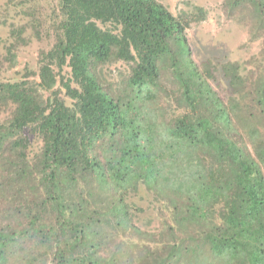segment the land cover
Masks as SVG:
<instances>
[{
	"label": "trees",
	"instance_id": "1",
	"mask_svg": "<svg viewBox=\"0 0 264 264\" xmlns=\"http://www.w3.org/2000/svg\"><path fill=\"white\" fill-rule=\"evenodd\" d=\"M223 4L264 41V0ZM57 7L54 43L37 69L49 94L0 80V98L14 107L8 129L19 135L9 139L0 125V146L10 140L19 157L24 129L39 135L43 188L37 208L26 197L15 204L26 226L0 225V264H264V64L196 63L188 22L159 0ZM109 61L129 64L116 86L98 70ZM63 66L65 79L55 71ZM217 70L224 94L212 85ZM167 85L178 109L169 118L160 105ZM139 189L162 204L157 226L127 200ZM26 238L48 251L13 258Z\"/></svg>",
	"mask_w": 264,
	"mask_h": 264
},
{
	"label": "rangeland",
	"instance_id": "2",
	"mask_svg": "<svg viewBox=\"0 0 264 264\" xmlns=\"http://www.w3.org/2000/svg\"><path fill=\"white\" fill-rule=\"evenodd\" d=\"M159 1L173 15L188 22L185 35L196 63L201 64L208 57H212L214 63L238 61L246 71L252 70L254 66L261 68L264 64L263 38L251 39L247 21H239L235 15H230L225 10V0ZM197 8L203 10V15L196 13ZM57 12V0H0V80L29 81L42 98L49 94L36 84L39 81L37 69L40 52L48 50L54 43ZM98 70L106 84L116 86L129 71V64L109 61L99 65ZM55 71L63 79L70 74L67 66ZM212 85L220 94L225 93L226 81L218 70L215 71ZM160 105L165 118L178 112L171 86L167 85L160 94ZM13 108L9 101L0 98V125H3L2 132L11 137L9 139L19 138L17 133L8 129ZM24 130L21 136L26 134L28 140L24 142L26 147L23 153L18 152L19 157L11 152L14 149L11 148L10 140L0 146V225L10 224L18 230L23 228L22 225L26 226L28 221L22 217L16 219L12 214L18 208L15 204H21V200L26 197L24 204L37 208L43 194L38 177L41 141L30 127ZM22 154L26 157L23 162ZM127 200L143 210L137 214L143 223H147V227L157 226L165 214L162 204L154 202L152 195L143 189L130 194ZM41 213L46 222L51 221L49 212L41 209ZM40 247L34 239H23L19 241L18 247L12 249L16 251L13 258L19 253L33 254L34 250V255L48 251L45 246ZM15 260L11 262L15 264Z\"/></svg>",
	"mask_w": 264,
	"mask_h": 264
}]
</instances>
